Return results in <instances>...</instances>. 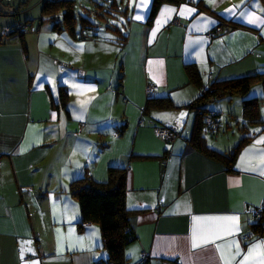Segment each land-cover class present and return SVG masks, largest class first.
I'll list each match as a JSON object with an SVG mask.
<instances>
[{"label": "crops", "instance_id": "crops-1", "mask_svg": "<svg viewBox=\"0 0 264 264\" xmlns=\"http://www.w3.org/2000/svg\"><path fill=\"white\" fill-rule=\"evenodd\" d=\"M73 1L88 21L76 39L39 22L4 35L31 21L0 0V264H106L99 228H79L69 186L84 174L105 183L111 168L125 170L128 264L143 254L146 264H264V235L246 237L264 203V78L244 98L257 100L254 122L238 95L195 106L214 82L264 74V0L163 3L151 21L153 0ZM148 83L158 87L151 105ZM202 109L219 128L201 129L197 146ZM157 127L179 136L166 142ZM211 151L235 152L233 162Z\"/></svg>", "mask_w": 264, "mask_h": 264}, {"label": "trees", "instance_id": "trees-1", "mask_svg": "<svg viewBox=\"0 0 264 264\" xmlns=\"http://www.w3.org/2000/svg\"><path fill=\"white\" fill-rule=\"evenodd\" d=\"M183 0H153L149 21L152 20L159 6L163 3L178 4ZM75 4L73 0H45L41 8V19L39 25L50 23L51 28L57 32L65 31L71 38L76 39L77 23L82 27L88 21L86 18L77 17L75 15ZM17 15V14H16ZM14 16V14L12 15ZM59 17V18H58ZM27 26L28 22L18 24L15 27H8L7 33L4 35L19 33L22 35V27ZM5 29V30H6ZM2 37L0 36V39ZM185 70L189 79L198 84V72L193 65H187ZM264 74H257L237 80L214 82L208 88H204L195 102V106L202 108L211 99L219 94L238 95L243 98V115L249 122H254L256 117L255 109L257 105L256 99H244L250 90L252 81L255 79H263ZM153 98L147 100V105H151ZM67 103V92L64 86L59 87L58 101L53 106L56 110L65 109ZM210 112L202 109L198 114V123L193 133V140L197 146H202V116ZM218 117V114L215 113ZM217 131V130H216ZM216 131L209 132L214 134ZM245 138L241 140V143ZM212 152V151H211ZM234 153L231 156H223L212 152L211 155L223 159L228 164L233 162ZM69 193L78 204L81 223V229L85 224L91 223L99 228L102 248L107 254L106 264H128L123 256L125 246L134 241L135 235L130 224L132 212L126 209L124 205L125 189V170L122 168H111L108 171V180L105 183L94 182L88 174L74 180L69 186ZM262 217L259 221L264 220V208L262 209ZM258 222L252 225L254 232H257Z\"/></svg>", "mask_w": 264, "mask_h": 264}, {"label": "built area", "instance_id": "built-area-1", "mask_svg": "<svg viewBox=\"0 0 264 264\" xmlns=\"http://www.w3.org/2000/svg\"><path fill=\"white\" fill-rule=\"evenodd\" d=\"M175 23H178L177 21H175ZM29 30V28L27 26H23L22 27V31L23 32H27ZM220 29H216L215 34L219 33ZM5 33L8 32V30L6 29L4 31ZM213 35L208 34L206 35V38H211ZM158 87L153 84V83H148L145 87L144 90V94H145V98L147 100L152 99L154 94L157 92ZM202 132L204 133H209V132H213L218 130L219 128V121H218V117L214 112H206L203 116H202ZM155 134L162 140L166 141V142H171L173 140H175L178 136L179 133L177 132V130L174 127H157L155 128ZM264 208V203L253 210V216L254 219L258 222V226H257V232H254V229L252 228V226H250L247 230L248 235L246 236L247 238H249V236L251 234H256L258 237H262L264 235V220H260V218L262 217V209ZM148 258L146 255H141L140 261L138 264H146Z\"/></svg>", "mask_w": 264, "mask_h": 264}, {"label": "rangeland", "instance_id": "rangeland-1", "mask_svg": "<svg viewBox=\"0 0 264 264\" xmlns=\"http://www.w3.org/2000/svg\"><path fill=\"white\" fill-rule=\"evenodd\" d=\"M80 1L85 2V0H77L78 9H81V7L79 5ZM8 2H12L13 4H15L14 5V6H16L15 8L21 9V11H22L21 16L25 14L22 17V19L25 18V20H30L32 22V23L30 22V25H31L30 26V32L34 31V29H36V27L38 25V22H39L38 19L41 15L42 0H8ZM26 18H28V19H26ZM41 26L42 25H40V27ZM220 119H221V129L223 131H227V128H226L227 123H229V125L233 124L231 122L232 120H229L228 116L225 113L220 114Z\"/></svg>", "mask_w": 264, "mask_h": 264}, {"label": "snow or ice", "instance_id": "snow-or-ice-1", "mask_svg": "<svg viewBox=\"0 0 264 264\" xmlns=\"http://www.w3.org/2000/svg\"><path fill=\"white\" fill-rule=\"evenodd\" d=\"M251 22V21H250ZM229 219H235V218H229ZM195 246V245H194ZM237 254H239V252H237ZM249 255H251V252L249 253ZM245 259H247V257H245Z\"/></svg>", "mask_w": 264, "mask_h": 264}]
</instances>
